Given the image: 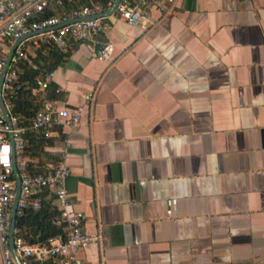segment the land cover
I'll return each mask as SVG.
<instances>
[{
	"label": "crops",
	"instance_id": "obj_1",
	"mask_svg": "<svg viewBox=\"0 0 264 264\" xmlns=\"http://www.w3.org/2000/svg\"><path fill=\"white\" fill-rule=\"evenodd\" d=\"M93 5L111 10L54 0L47 13ZM150 16L146 28L103 17L92 44L27 43L21 63L55 65L33 95L84 108L76 129L52 130L47 156L29 157L43 172L67 164L73 209L101 237L84 264H264V0H177ZM106 43L109 61L94 56Z\"/></svg>",
	"mask_w": 264,
	"mask_h": 264
},
{
	"label": "built area",
	"instance_id": "obj_2",
	"mask_svg": "<svg viewBox=\"0 0 264 264\" xmlns=\"http://www.w3.org/2000/svg\"><path fill=\"white\" fill-rule=\"evenodd\" d=\"M54 0H0V51L4 53L12 44L26 36L16 49L10 70L3 87L5 108L11 119V127L6 122L0 107V264H84L80 253L101 237H93L84 232L86 217L73 209L69 197L67 180L70 170L62 160L48 172H35L36 163L27 155L26 135L36 132L49 137L58 126L72 130L81 123L84 108L58 109L55 104L45 100L43 107L31 119L29 127L21 125L22 117L14 112L10 101L5 99L7 89L17 81V66L27 61L26 45L35 48L60 45L65 41L92 44L105 34L101 19L71 24L74 20L96 18L101 13L99 5L85 7L62 17H47V10ZM117 0H108L112 9ZM177 0H120L115 11L117 18L132 27H144L152 24L150 12L159 10L163 15H171ZM115 46L103 44L94 56L109 61L113 58ZM7 56L0 54V79L7 64ZM53 73L38 80L40 91H47L51 85ZM94 94L86 96L85 107L94 102ZM12 139L14 149L12 147ZM14 154L21 178V195L18 203V217L23 216L29 206L39 210L42 199L39 195L49 192L54 198L58 217L54 225L62 228L59 236L46 244H32L15 231L14 249L11 248V220L13 205L17 197V181L14 173ZM167 215L173 216L174 201L168 203ZM18 260V262H17Z\"/></svg>",
	"mask_w": 264,
	"mask_h": 264
},
{
	"label": "trees",
	"instance_id": "obj_3",
	"mask_svg": "<svg viewBox=\"0 0 264 264\" xmlns=\"http://www.w3.org/2000/svg\"><path fill=\"white\" fill-rule=\"evenodd\" d=\"M97 1L101 4L107 3V0ZM46 16L50 17L48 13H46ZM41 60L44 65H39L38 70L32 69L24 63H19L17 66L18 79L6 91L5 99L11 102L14 112L22 117L21 125L23 127L30 126L31 119L40 111L41 104L44 101L41 96L33 95V91L38 88V80L44 77L45 71H52L55 67L50 60L42 57ZM26 141L27 155L33 159L47 156L45 148L53 146L48 137L32 131L26 135ZM33 171L43 172V170L35 169L34 166ZM39 197L42 199L41 208L36 210L32 205L29 206L24 215L18 217L16 224V229L19 232L18 236L23 237L32 244H46L63 232L62 228L54 225V221L58 217V211L54 205L53 196L49 192H43Z\"/></svg>",
	"mask_w": 264,
	"mask_h": 264
},
{
	"label": "water",
	"instance_id": "obj_4",
	"mask_svg": "<svg viewBox=\"0 0 264 264\" xmlns=\"http://www.w3.org/2000/svg\"><path fill=\"white\" fill-rule=\"evenodd\" d=\"M119 3H120V0H117L115 5H114V7L108 13H106L104 15L97 16L96 18H87V19H81V20H74V21L71 22V24H75V23H79V22H87V21H91V20H94V19H101L103 17L112 16L115 13ZM29 37H31V36L30 35L26 36V37L22 38L21 40H19L16 43V45L14 46V48L12 49V51H11L9 57H8L6 67L4 68L3 73L1 75V79H0V107H1V110H2V113H3L4 117L6 119V122L8 123V125L10 127H11V119H10V116H9L8 112L6 111V108H5V102H4V97H3V87H4V84H5L6 76H7L8 72H9V70H10V67H11V64H12V59H13V57L15 55L16 49L18 48V46L23 41H25ZM12 147L14 149L13 139H12ZM13 163H14L15 178H16V181H17V197H16V200L14 202L13 211H12L10 240H11V248H12L14 254H15V249H14L15 231H16V224H17V219H18V203H19V199H20V195H21V178H20V175H19V172H18V169H17L15 154H14V158H13ZM17 262H18V260H17Z\"/></svg>",
	"mask_w": 264,
	"mask_h": 264
}]
</instances>
